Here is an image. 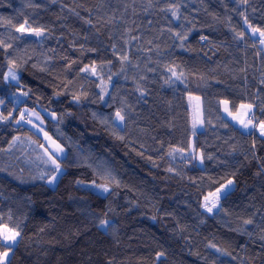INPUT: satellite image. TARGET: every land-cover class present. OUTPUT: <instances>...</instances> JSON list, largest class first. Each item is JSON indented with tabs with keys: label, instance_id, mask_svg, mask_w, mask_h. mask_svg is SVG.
Segmentation results:
<instances>
[{
	"label": "trees",
	"instance_id": "obj_1",
	"mask_svg": "<svg viewBox=\"0 0 264 264\" xmlns=\"http://www.w3.org/2000/svg\"><path fill=\"white\" fill-rule=\"evenodd\" d=\"M249 25L264 30V0H0V227L20 232L9 264H264V137L222 115L227 101L264 121ZM116 109L122 129L96 115ZM22 111L66 150L55 188Z\"/></svg>",
	"mask_w": 264,
	"mask_h": 264
},
{
	"label": "rangeland",
	"instance_id": "obj_2",
	"mask_svg": "<svg viewBox=\"0 0 264 264\" xmlns=\"http://www.w3.org/2000/svg\"><path fill=\"white\" fill-rule=\"evenodd\" d=\"M253 36L262 39L258 33L256 35H253ZM15 77H16V79H13L12 71H9L7 73L6 79L8 80V82L15 83L17 80V76L15 75ZM192 103H193V107H194V109H193V124L195 125V129L198 132H200V131L204 130L202 100L200 97H195L193 99ZM248 106L249 105H243V107L240 106L238 108V110L236 112H234V111H232L230 104L227 101H224V102H222V115H223L224 119H226L227 121L232 123L235 127L239 128L243 132H245V133H256L260 137H262L260 135V129L257 127V125L259 123L256 120V118L254 117V116H256L255 115V108L252 106L251 107H248ZM225 109H227V111ZM116 111H120V110L116 109L112 114H96V115L104 123L110 125L111 127L122 129L123 125H124V120L120 121L117 118V116H116L117 112ZM42 119H43V117L41 116V114L38 111H26L23 114V124H26V125L28 124L32 129L35 130L36 133L41 135L43 137V139L45 140V143H46L45 145L47 147L46 152L49 153V155L47 156L49 161L52 163V158H51L52 154H54V158H57V159L65 158L66 157V150L64 149V147L61 144H59L56 140H54L53 137L44 129V122ZM250 120L252 121V123L249 124L248 127H245V124H248V122ZM241 121H243V123ZM60 149H62V151ZM197 158H198L199 165H202V159H201L200 152L197 154ZM61 175H62V171L60 170L56 175L55 181H53L52 183L48 182V185L51 188H55ZM94 188L96 191L103 194V192H101L97 187L94 186ZM223 194H224V190L217 191L216 193L209 196V198H207L206 204L209 207H211L213 202L217 203V201L219 199V198L217 199V197H221ZM215 209H216V207L213 208L212 211H214ZM109 226H110V223H108L107 226H105V227H102V226L101 227L104 231H107ZM0 229H8V228L0 227ZM19 237L17 238L18 241H19ZM11 254H12V252H10V254H9L8 261L11 257Z\"/></svg>",
	"mask_w": 264,
	"mask_h": 264
},
{
	"label": "snow or ice",
	"instance_id": "obj_3",
	"mask_svg": "<svg viewBox=\"0 0 264 264\" xmlns=\"http://www.w3.org/2000/svg\"><path fill=\"white\" fill-rule=\"evenodd\" d=\"M244 2L246 3L247 0H244ZM245 20H247L246 17H245ZM249 27L252 28L251 25H249ZM17 30L20 32L26 31V29L24 28L23 25H21ZM27 30L34 32L35 35H38V36L43 34V29H27ZM257 33L262 38L260 40V43L264 44V30H262L260 28H252V34L256 35ZM240 35L243 36V33H241ZM202 39H204V37H202ZM125 59H126V57H125ZM13 79H16L15 75H13ZM242 107H243V105H242ZM248 107H251V105H249ZM225 110L227 111V109H225ZM116 116L120 121H123L125 119V117L123 115H121L119 112L116 113ZM17 122H19V121H17ZM241 122L243 123V121H241ZM251 123H252V121L250 120L248 122V124H245V127H248V125ZM257 127L260 129V135L262 137H264V121H261L257 125ZM60 150L62 151V149H60ZM51 158H52V163L55 165L54 171H56L58 173L60 171V165L55 160L54 154H52ZM201 159H202V157H201ZM55 179H56V176L55 175L52 176L51 179L49 180V183H52L53 181H55ZM229 183H231V181H229ZM104 191H108L106 186H104ZM205 199L207 200V197H205ZM217 199H218V197H217ZM204 207L207 209L208 212H212L213 208L217 207V203L213 202L211 207H209L207 204H205ZM246 223H251V221H247ZM107 224H108V221H102L101 222L102 227L107 226ZM19 236H20V232L16 231L15 229H0V248L5 249L4 251H0V264H9V262H8L9 254H10L12 248L17 245V243H18L17 238ZM160 255H163V254L161 253Z\"/></svg>",
	"mask_w": 264,
	"mask_h": 264
},
{
	"label": "built area",
	"instance_id": "obj_4",
	"mask_svg": "<svg viewBox=\"0 0 264 264\" xmlns=\"http://www.w3.org/2000/svg\"><path fill=\"white\" fill-rule=\"evenodd\" d=\"M22 114V113H21ZM256 120H257V118H256Z\"/></svg>",
	"mask_w": 264,
	"mask_h": 264
}]
</instances>
